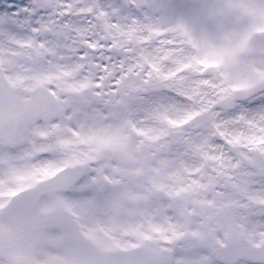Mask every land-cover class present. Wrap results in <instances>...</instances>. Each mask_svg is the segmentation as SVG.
Here are the masks:
<instances>
[{
  "label": "snow or ice",
  "instance_id": "6c2138e0",
  "mask_svg": "<svg viewBox=\"0 0 264 264\" xmlns=\"http://www.w3.org/2000/svg\"><path fill=\"white\" fill-rule=\"evenodd\" d=\"M0 264H264V0H0Z\"/></svg>",
  "mask_w": 264,
  "mask_h": 264
}]
</instances>
